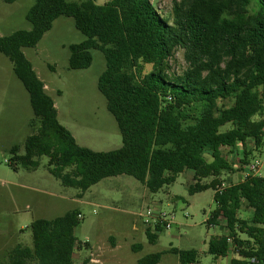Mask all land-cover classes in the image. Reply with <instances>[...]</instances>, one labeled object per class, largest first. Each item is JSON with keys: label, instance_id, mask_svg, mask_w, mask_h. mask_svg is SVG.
I'll return each mask as SVG.
<instances>
[{"label": "trees", "instance_id": "trees-1", "mask_svg": "<svg viewBox=\"0 0 264 264\" xmlns=\"http://www.w3.org/2000/svg\"><path fill=\"white\" fill-rule=\"evenodd\" d=\"M61 17L72 18L86 37L69 47L70 70L89 69L93 51L104 55L106 70L98 90L118 124L123 143L118 150L95 152L77 143L59 122L53 99L23 52L37 47ZM26 19L31 30L0 36V55L13 64L29 95L31 127L36 121L39 127L27 138L24 153L11 149L10 165L35 171L46 157L49 173L64 187L79 190V198L118 176L132 177L157 194L192 171L191 195L215 192L216 209L207 225L220 227L225 219L228 231L209 241L208 253L219 259L234 250L240 259L231 264H264V177L248 176L217 192L222 175L235 170L223 149L240 146L248 157L250 140L257 149L264 143V118L254 120L264 114V0H179L172 22L151 0H110L104 5L96 0H35ZM178 49L188 66L181 75L170 73L169 62ZM147 65L152 71L146 74ZM224 101L232 104L221 106ZM244 209L249 218L241 217ZM81 217L73 210L34 221L32 248L18 245L7 263L0 259V264H78L74 255L82 243L75 231ZM163 232L161 227L156 232L147 228L146 236L155 244ZM170 252L180 264L200 260L194 250ZM162 256L152 254L138 264H159Z\"/></svg>", "mask_w": 264, "mask_h": 264}, {"label": "rangeland", "instance_id": "rangeland-1", "mask_svg": "<svg viewBox=\"0 0 264 264\" xmlns=\"http://www.w3.org/2000/svg\"><path fill=\"white\" fill-rule=\"evenodd\" d=\"M68 1L83 3L89 0ZM109 1L96 0V3L104 5ZM175 1L179 0H151V3L162 17L172 22ZM34 4L35 0H19L14 4L0 0V36L31 30L26 16ZM85 40L72 18L61 17L37 47L23 49V52L45 84L46 93L57 104L59 122L76 136L77 143L95 152L115 151L123 145L122 136L115 118L108 111L105 97L98 90L99 78L106 70L104 55L93 51V64L87 70L69 68V47ZM169 63L171 74L181 75L188 68L182 49L176 51ZM151 71L152 66H145L144 73ZM231 104L232 101L220 103L221 106ZM261 118L264 114L254 120ZM33 119L27 91L15 75L11 61L0 55V259L3 263H7L9 252L16 246L32 248L31 225L34 221L53 220L73 210L82 214V222L75 231V237L82 243L76 251L81 252L75 256L77 263L87 261L91 264L85 243L94 247L98 264H138L157 253L163 254L159 264H180L171 249L197 251L200 255L197 264H231L233 259H240L234 250L223 259H214L208 253L209 241L227 235L228 231L225 219L221 220L220 227L207 225L210 213L216 209L215 192L210 189L191 195L192 171L181 174L173 185L157 194L148 192L132 177L118 176L101 181L79 198V190L64 187L49 173L46 157L40 159V166L35 171L21 166L14 169L10 165L11 149L19 147L24 153L27 138L39 127L36 121L33 130ZM246 149L251 153L248 157L240 146L223 149V155L235 169L220 178L226 186L237 184L246 176H257L250 172L256 162L262 165L258 176L264 177V143L257 149L250 140ZM206 158L211 161L208 155ZM137 198L139 201L135 202ZM149 206L175 216L172 229L160 233L155 244L149 242L145 232L147 227L144 228L136 216ZM250 216L246 209L241 213L243 218ZM135 223L138 231L134 229ZM116 241L119 250L115 252L112 247Z\"/></svg>", "mask_w": 264, "mask_h": 264}, {"label": "built area", "instance_id": "built-area-1", "mask_svg": "<svg viewBox=\"0 0 264 264\" xmlns=\"http://www.w3.org/2000/svg\"><path fill=\"white\" fill-rule=\"evenodd\" d=\"M261 163L256 162L250 167V172L254 175L257 174L261 169ZM247 177V176H246ZM227 186L223 183L221 186L217 188L218 193H222L224 189ZM138 219L147 227L155 232L159 227L163 228L164 230H170L172 229L173 225L175 224V216L172 214H169L166 211H163L161 209L149 206L148 208H145L141 210L138 214H136ZM223 259V258H219ZM90 262L93 264H98V260L94 258V254L91 255Z\"/></svg>", "mask_w": 264, "mask_h": 264}, {"label": "crops", "instance_id": "crops-1", "mask_svg": "<svg viewBox=\"0 0 264 264\" xmlns=\"http://www.w3.org/2000/svg\"><path fill=\"white\" fill-rule=\"evenodd\" d=\"M43 82V81H42ZM55 106H56V109H57V112H58V119H59V110H58V107H57V104H55ZM71 132V131H70ZM72 133V132H71ZM73 134V133H72ZM73 136L75 137V139H76V141H77V138H76V136L73 134ZM184 174V173H183ZM246 178V177H245ZM191 179H192V183H194V173L191 175ZM144 186V185H143ZM148 190V189H147ZM149 192V191H148ZM147 196V195H146ZM137 201H139V199L137 198L136 200H135V202H137ZM140 221V220H139ZM141 222V221H140ZM142 223V222H141ZM142 225L144 226V228H146V226L142 223ZM134 229L135 230H139V228H138V225H137V223H135L134 224ZM145 232H146V229H145ZM153 232H155L154 230H153ZM159 239V238H158ZM85 244H87V249H89L88 250V253H90V255H92L93 253H95V250H94V247H92V245L90 244V243H85ZM84 244V245H85ZM93 250V251H92ZM112 250L113 251H117V250H119V245H118V243H117V241H116V243H114V245H113V247H112ZM92 251V252H91ZM81 253V252H80ZM80 253H76L75 252V255H74V260H75V256L77 255V254H80ZM81 255V254H80ZM89 255V256H90ZM88 256V257H89ZM81 257V256H80ZM80 259V258H79ZM77 263V262H76ZM84 263V262H83ZM91 263V262H90ZM78 264H82V263H78ZM87 264H88V262H87ZM91 264H93V263H91Z\"/></svg>", "mask_w": 264, "mask_h": 264}]
</instances>
